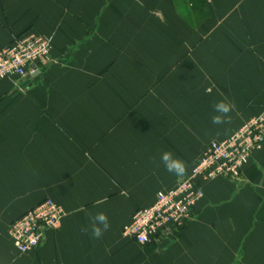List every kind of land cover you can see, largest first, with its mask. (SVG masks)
Listing matches in <instances>:
<instances>
[{"label":"crops","instance_id":"crops-1","mask_svg":"<svg viewBox=\"0 0 264 264\" xmlns=\"http://www.w3.org/2000/svg\"><path fill=\"white\" fill-rule=\"evenodd\" d=\"M28 31L51 48L32 76L0 81V264H264V146L239 178L203 182L182 227L122 234L264 109V0H0V48ZM219 101L230 123H212ZM47 197L63 218L18 253L9 223ZM100 212L110 228L94 239Z\"/></svg>","mask_w":264,"mask_h":264},{"label":"built area","instance_id":"built-area-1","mask_svg":"<svg viewBox=\"0 0 264 264\" xmlns=\"http://www.w3.org/2000/svg\"><path fill=\"white\" fill-rule=\"evenodd\" d=\"M48 36L28 31L0 48V81L32 76L37 63L50 55ZM264 146V109L251 116L230 135L211 141L189 173L171 188L157 191L154 200L136 208L123 225L122 234L146 244L169 227H182L196 202L203 196L202 184L216 177L239 178L251 153ZM64 208L45 198L8 225V235L18 253L35 249L46 230L58 225Z\"/></svg>","mask_w":264,"mask_h":264},{"label":"clouds","instance_id":"clouds-1","mask_svg":"<svg viewBox=\"0 0 264 264\" xmlns=\"http://www.w3.org/2000/svg\"><path fill=\"white\" fill-rule=\"evenodd\" d=\"M139 2V0H138ZM235 105L219 101L213 105L214 115L211 117L212 123L222 125L230 123V113L234 110ZM161 162L163 163L166 171L177 176H183L186 173V164L184 161L173 156L171 152H163L161 154ZM110 228V223L107 215L103 212L97 213L90 221L91 234L94 239H100L104 233ZM82 231L88 232L89 228H82Z\"/></svg>","mask_w":264,"mask_h":264},{"label":"rangeland","instance_id":"rangeland-1","mask_svg":"<svg viewBox=\"0 0 264 264\" xmlns=\"http://www.w3.org/2000/svg\"><path fill=\"white\" fill-rule=\"evenodd\" d=\"M199 158V157H198ZM197 161V160H196Z\"/></svg>","mask_w":264,"mask_h":264}]
</instances>
